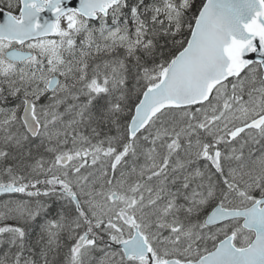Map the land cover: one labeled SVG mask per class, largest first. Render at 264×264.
I'll return each instance as SVG.
<instances>
[{"label": "snow or ice", "instance_id": "obj_1", "mask_svg": "<svg viewBox=\"0 0 264 264\" xmlns=\"http://www.w3.org/2000/svg\"><path fill=\"white\" fill-rule=\"evenodd\" d=\"M0 264H264V0H0Z\"/></svg>", "mask_w": 264, "mask_h": 264}]
</instances>
